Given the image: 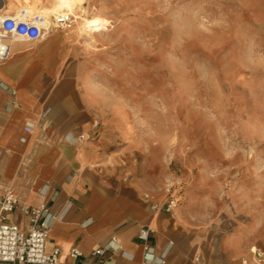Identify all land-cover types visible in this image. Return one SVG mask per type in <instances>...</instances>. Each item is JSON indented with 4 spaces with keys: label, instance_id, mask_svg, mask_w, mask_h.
Wrapping results in <instances>:
<instances>
[{
    "label": "crops",
    "instance_id": "1",
    "mask_svg": "<svg viewBox=\"0 0 264 264\" xmlns=\"http://www.w3.org/2000/svg\"><path fill=\"white\" fill-rule=\"evenodd\" d=\"M100 40L77 25L57 28L14 42L0 63V200L10 190L19 207L44 203L53 217L46 250L58 247L67 264H142L143 227L164 264H264L251 252H264V160L254 171L210 133L194 156L171 132L157 140L149 117L130 107L137 101L125 95L124 66L102 59ZM170 195L176 205L167 211ZM19 207L7 220L27 229Z\"/></svg>",
    "mask_w": 264,
    "mask_h": 264
},
{
    "label": "rangeland",
    "instance_id": "2",
    "mask_svg": "<svg viewBox=\"0 0 264 264\" xmlns=\"http://www.w3.org/2000/svg\"><path fill=\"white\" fill-rule=\"evenodd\" d=\"M1 1L7 12H69L81 34H102V59L124 66L125 95L137 101L130 107L149 117L157 140L171 132L173 145L186 143L194 156L198 139L210 133L231 157L260 169L264 0ZM179 154L168 157L175 174Z\"/></svg>",
    "mask_w": 264,
    "mask_h": 264
},
{
    "label": "built area",
    "instance_id": "3",
    "mask_svg": "<svg viewBox=\"0 0 264 264\" xmlns=\"http://www.w3.org/2000/svg\"><path fill=\"white\" fill-rule=\"evenodd\" d=\"M73 25L74 21L69 12L46 16L23 7L7 12L0 0V63L9 58L14 42H36L53 29H68ZM32 127V122L24 123L26 131ZM77 139L82 140L83 135H79ZM175 205L176 200L170 195L164 205L165 210L169 211ZM17 207L18 199L10 190H6L0 200V264H67L59 260L58 247L52 251L46 250L47 231L53 218L48 207L44 203L35 207H19L21 214L28 219L27 229L7 220L8 214L14 212ZM151 232L149 227H143L138 234V239L145 245L142 264H164L166 253L156 257L154 247L147 244ZM112 243H116L115 237L112 238ZM109 250H112V247H99L92 251V255L100 256ZM251 252L259 262L264 257V252L256 248ZM81 255L75 247L69 251L71 259H77ZM243 264H247V261L243 260Z\"/></svg>",
    "mask_w": 264,
    "mask_h": 264
},
{
    "label": "bare ground",
    "instance_id": "4",
    "mask_svg": "<svg viewBox=\"0 0 264 264\" xmlns=\"http://www.w3.org/2000/svg\"><path fill=\"white\" fill-rule=\"evenodd\" d=\"M64 3H68L70 5H76L80 0H61ZM90 23H96V20H91Z\"/></svg>",
    "mask_w": 264,
    "mask_h": 264
}]
</instances>
